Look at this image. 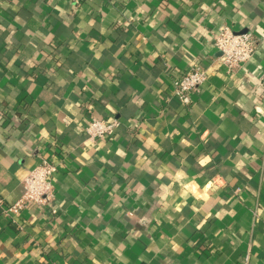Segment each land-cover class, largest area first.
Wrapping results in <instances>:
<instances>
[{
  "label": "crops",
  "instance_id": "crops-1",
  "mask_svg": "<svg viewBox=\"0 0 264 264\" xmlns=\"http://www.w3.org/2000/svg\"><path fill=\"white\" fill-rule=\"evenodd\" d=\"M223 25L257 41L232 77ZM43 161L57 215L5 214ZM0 264H264V0H0Z\"/></svg>",
  "mask_w": 264,
  "mask_h": 264
},
{
  "label": "built area",
  "instance_id": "built-area-1",
  "mask_svg": "<svg viewBox=\"0 0 264 264\" xmlns=\"http://www.w3.org/2000/svg\"><path fill=\"white\" fill-rule=\"evenodd\" d=\"M214 41L229 77L243 69L255 57L257 41L253 33H239L233 27L223 25L214 35ZM207 81L206 69L200 65L192 66L175 83V96L182 105L189 106L192 96L199 93ZM118 127L119 122L116 120H103L92 116L84 126V135L88 143L95 145L98 141L111 139ZM56 174V165L43 161L27 175L24 181L23 197L15 205L6 208L4 213L19 215L30 207H36L38 210L50 212L55 217L57 210L52 204L55 200L54 177Z\"/></svg>",
  "mask_w": 264,
  "mask_h": 264
}]
</instances>
